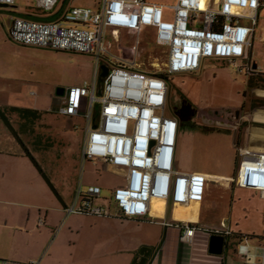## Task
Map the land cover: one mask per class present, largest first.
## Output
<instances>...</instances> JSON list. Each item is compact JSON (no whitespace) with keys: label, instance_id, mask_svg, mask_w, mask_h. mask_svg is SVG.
<instances>
[{"label":"built area","instance_id":"built-area-1","mask_svg":"<svg viewBox=\"0 0 264 264\" xmlns=\"http://www.w3.org/2000/svg\"><path fill=\"white\" fill-rule=\"evenodd\" d=\"M92 1L93 7L65 8L68 0H32L40 15L15 17L10 40L23 47L94 59L93 82L67 90L58 114L87 120L85 161L102 162L121 172L123 185L112 194L120 217L151 216L154 201L173 207L202 204L209 177L176 168L180 122L167 115V76L197 73L211 59L243 61L239 71L254 73L249 51L264 0H217V9L206 7L215 0H176L173 5L149 0ZM15 7L17 0H0V8ZM123 34L132 38L129 45L121 44ZM145 41L165 48L168 75L157 70L145 73L139 66ZM102 67L109 71L105 78ZM231 183L264 194V151L240 149L238 173ZM102 193L101 188L90 187L86 195L100 199ZM80 211L111 214L110 209L97 206ZM180 230L185 241L196 233L189 225ZM212 234L228 238L231 232L223 223ZM260 258L264 264V248Z\"/></svg>","mask_w":264,"mask_h":264},{"label":"crops","instance_id":"crops-1","mask_svg":"<svg viewBox=\"0 0 264 264\" xmlns=\"http://www.w3.org/2000/svg\"><path fill=\"white\" fill-rule=\"evenodd\" d=\"M7 10L17 12V16L32 14L20 13L17 7ZM15 17L10 19L8 41L0 45V158L5 160V163L0 165V263L262 264L260 248H264V194L259 195V192L251 191L252 199L248 200L247 204L238 202V208L234 211L231 205L233 199H221L216 206H213V209L219 212L220 222H211L216 226L210 231L206 227L210 225L206 222L208 217L204 218V210L201 208L203 203L200 204V213L196 221H183L175 217L178 207L188 208L191 205L173 207L166 203L165 211L161 216L153 214L155 207L153 203L151 216L142 219L122 218L117 211L112 214L111 210V214L105 217L81 212V209L90 206L107 209L110 207L104 199H91L80 188L79 190L85 193L81 196L77 191L75 178L58 179L59 184L56 186L34 156L37 152L31 150L23 141L10 121L9 115L16 114L21 120L20 127L23 133L28 134L29 125L37 123L46 113L57 111L58 114L55 105L57 104L59 108L66 99V94L65 97L57 96L59 89L57 88L55 92L50 91L47 97L52 101V105L45 107L42 102L44 100H40L41 91L35 79L36 65L43 54L54 51L14 44L10 40L9 32ZM3 25L8 26L5 22ZM263 33L264 29L261 35ZM253 49L254 40L249 56ZM29 95L31 98H37L30 101ZM56 98L60 101H56ZM23 111L38 112L41 116L37 120L30 121L24 117ZM259 116L264 120V111L253 119V126L257 121H261L258 119ZM67 118L72 120L69 122L72 128L75 126L74 119H84L83 117ZM246 118L245 115L242 121L247 122ZM254 128L249 140L251 150L264 151V146L252 141ZM185 143L179 131L176 168L181 173H190L180 166L185 154ZM237 151L239 156L240 150ZM83 152L84 149H81L76 158H83ZM31 158L37 162L39 168ZM238 159L234 176L226 177L230 179L228 181L230 183L238 173L240 156ZM30 178L44 186L50 185L59 199H17L15 193L18 191L14 188H18L20 182L28 181ZM211 182L214 181L209 180L207 193ZM90 187L99 186L92 185L88 188ZM228 208L229 212L232 211L231 218L234 221L243 218L250 224H243L242 227L247 230L237 226L235 231L227 225L231 235L226 238L224 254L214 256L209 253L210 238L213 231L221 230V225L226 223V220L222 219L223 216L225 217L224 213L227 214ZM70 209L76 211L70 213ZM183 225H193L196 229L190 241L183 239L180 230Z\"/></svg>","mask_w":264,"mask_h":264},{"label":"rangeland","instance_id":"rangeland-1","mask_svg":"<svg viewBox=\"0 0 264 264\" xmlns=\"http://www.w3.org/2000/svg\"><path fill=\"white\" fill-rule=\"evenodd\" d=\"M149 1L168 5H173L176 2V0ZM93 5L92 0H69L65 4V8L93 7ZM17 11L23 14L40 15L35 10L32 0H17ZM15 16H17V12H9L5 8H0V45L8 41L10 19ZM48 19L53 20L54 17ZM4 22L8 26H4ZM263 29L264 10L256 29L254 49L250 53L253 66L255 62L259 69L251 75L246 71L243 73L239 71L240 63L231 64L227 61L211 59L204 61L202 69L197 73L167 76L169 87L167 115L169 117L176 116L180 122V132L186 142L185 154L180 166L186 171L230 180L226 177L234 176V171L238 167L240 155L238 156L237 150L252 148L249 140L253 127H255L254 134L264 130V121L260 116L258 119L263 122L257 121L253 126V119L264 111V93H262L264 92V33L261 35ZM131 42L130 36L126 34L121 36V44L129 45ZM115 48L117 47L115 46ZM164 51L165 48L156 44L143 42L141 45L142 56L138 61L139 66L145 73L157 70L168 75L163 64L166 61ZM114 52L117 53V50L114 49ZM153 64L159 65L158 69L153 68ZM94 76L95 61L93 58L65 52H46L38 60L35 69V79L39 83L41 91L39 93L41 94L40 100H44L42 102L45 107L52 105V101L47 99L50 91L55 92L57 88L69 90L73 87H80L85 82L92 83ZM36 98L28 96L30 101ZM56 101L59 102L60 99L56 98ZM240 102L243 104L241 105ZM55 106L58 110L57 104ZM210 109L241 110L236 147L233 141V130L206 126L202 123L200 113ZM245 115L247 122L242 121ZM9 118L23 141L31 150L37 152V155L34 156L56 186L59 184L58 179L63 180L66 177L70 180L76 179L78 193L81 191L80 188L87 192L89 186H99L103 192L101 198L109 204L108 207L112 214H115L117 208L112 201V194L124 182L121 172L102 162H89L84 158H76L86 144V119H74L75 126L72 128L69 124L71 119L60 116L57 111L46 113L37 123L27 124V126L29 125L27 127L28 134H25L20 127L22 123L19 117L16 114H10ZM76 126L78 127L76 128ZM2 163H5L4 158H0V165ZM177 163L178 159L176 158V165ZM210 185L212 187H209L206 201L201 207L204 210V218L208 217L206 222L210 225L206 227L209 231L216 226L211 222H220L219 212L214 210L213 206H216L221 199H233L231 205L234 211L238 208V202L247 204L253 194L251 191L238 190L230 182H211ZM14 190L18 191L15 193L17 199H59L50 185L49 187L44 186L32 178L20 182L18 188H14ZM258 194L262 195L260 192ZM243 208L240 209L245 210ZM229 210L228 208L227 214L224 213L225 217L223 216L222 220H226V224L234 231L238 228L237 226H241L242 230H247L242 226L248 224L249 221L246 223L243 218L234 221L231 218L232 211L229 212ZM254 226L256 227V225Z\"/></svg>","mask_w":264,"mask_h":264},{"label":"water","instance_id":"water-1","mask_svg":"<svg viewBox=\"0 0 264 264\" xmlns=\"http://www.w3.org/2000/svg\"><path fill=\"white\" fill-rule=\"evenodd\" d=\"M253 69L258 70L257 63H254ZM102 78L107 77L108 68L102 67ZM66 90L59 88L57 90L58 97H65ZM241 110H218L210 109L204 110L200 113L201 121L206 126H215L233 130L234 146H237V139L239 133V121L241 119ZM247 191H255L254 188H248ZM226 245V238L221 235H212L209 244V253L214 256H222Z\"/></svg>","mask_w":264,"mask_h":264},{"label":"bare ground","instance_id":"bare-ground-1","mask_svg":"<svg viewBox=\"0 0 264 264\" xmlns=\"http://www.w3.org/2000/svg\"><path fill=\"white\" fill-rule=\"evenodd\" d=\"M218 6V1L215 0L214 5L213 3H208L207 8H212V9H217ZM153 68L159 65H152ZM262 120V119H261ZM264 121V120H263ZM253 142H257L260 145H264V131H261V133L254 134V137L252 138ZM212 181L215 183L217 182H228L229 180L226 179H219V178H211L209 177ZM220 184V183H219ZM211 186V185H210ZM212 187V186H211ZM214 187V186H213ZM155 207H154V215L161 216L164 211L166 204L163 201H154ZM177 206H182V205H177ZM200 204H192L190 207L185 208V207H178L176 212H175V217L178 220H183V221H196L197 217L200 213Z\"/></svg>","mask_w":264,"mask_h":264},{"label":"trees","instance_id":"trees-1","mask_svg":"<svg viewBox=\"0 0 264 264\" xmlns=\"http://www.w3.org/2000/svg\"><path fill=\"white\" fill-rule=\"evenodd\" d=\"M1 112V111H0ZM23 114H24V117L25 118H27L28 120H37V119H39L40 118V113H38V112H33V111H23ZM27 154L29 155V153L27 152ZM31 160L34 162V164L39 168V166H38V164H37V162L33 159V158H31ZM206 198H207V195H206V197H205V201H206ZM204 201V202H205ZM203 202V203H204ZM189 227H192V228H195V227H193V225H189Z\"/></svg>","mask_w":264,"mask_h":264}]
</instances>
